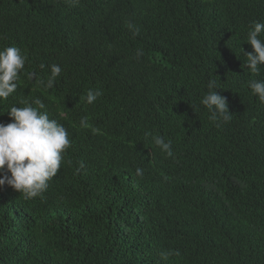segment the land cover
Here are the masks:
<instances>
[{
	"label": "trees",
	"instance_id": "16d2710c",
	"mask_svg": "<svg viewBox=\"0 0 264 264\" xmlns=\"http://www.w3.org/2000/svg\"><path fill=\"white\" fill-rule=\"evenodd\" d=\"M253 21L264 0H0V50L26 57L0 123L39 97L71 141L41 195L0 187V264H264ZM210 79L231 112L220 127L201 103Z\"/></svg>",
	"mask_w": 264,
	"mask_h": 264
},
{
	"label": "clouds",
	"instance_id": "9594fccd",
	"mask_svg": "<svg viewBox=\"0 0 264 264\" xmlns=\"http://www.w3.org/2000/svg\"><path fill=\"white\" fill-rule=\"evenodd\" d=\"M127 27L135 28L131 22L127 23ZM138 32L139 29H135L133 34ZM262 35L264 22L253 21L246 39L253 51L244 54V64L256 75L264 68L261 67L264 65ZM142 55V50H138L137 58ZM25 63L26 57L18 47L9 46L0 50V101H6L16 92ZM40 67L43 69L45 65ZM61 72L62 68L58 64L51 65L47 81L41 80L39 84L44 88H52ZM207 87L209 90L201 103L210 113L209 119L220 127L231 120L228 101L218 94L215 80L210 79ZM249 88L264 103V80H250ZM102 95L101 90H89L86 102L93 104ZM45 108V103L36 97L31 103L25 102L24 107H10L7 114L11 122L0 123V187L7 184L23 193L26 199L37 197L47 190L48 182L57 175L64 154L71 147L67 129L56 119H50L47 111H41ZM152 139L163 153L169 157L173 155L171 141L166 142L160 136ZM136 175L142 176L143 170L137 168ZM179 254L178 251L169 250L162 252L161 258L167 260L169 256Z\"/></svg>",
	"mask_w": 264,
	"mask_h": 264
}]
</instances>
